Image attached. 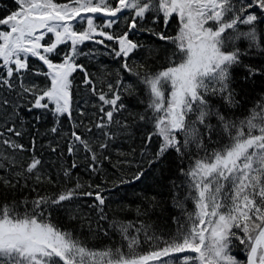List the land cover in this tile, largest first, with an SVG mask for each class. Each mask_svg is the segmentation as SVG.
Here are the masks:
<instances>
[{
	"label": "snow or ice",
	"instance_id": "6c2138e0",
	"mask_svg": "<svg viewBox=\"0 0 264 264\" xmlns=\"http://www.w3.org/2000/svg\"><path fill=\"white\" fill-rule=\"evenodd\" d=\"M14 2L16 10L0 18V191L27 187L32 179L38 184L54 182L44 172L42 157L36 154L35 137L28 148L15 139L24 135L22 109L30 113L50 111L57 124L61 117H67L73 125L66 141L68 156L83 151L89 161L86 167L93 173L99 170L100 154L109 147L108 141L117 133L130 134V126L116 114L125 109L119 89L131 95L133 86L117 79L115 89L108 83V92L97 91L92 74L77 63L83 54L80 46L86 41L110 47L114 57L123 61V71L144 86L146 111L151 115H140L139 119L151 123L154 129L146 143L153 136L160 138L159 149L149 164L160 161L170 150L184 157L195 147L197 156L186 171L181 169L187 183L184 199L192 201L194 210L186 211L184 201L173 197L174 206L185 216L183 223L174 218L178 224L175 234L165 238L149 234V226L143 222L136 227L131 222L113 221L109 227L119 233L127 251L124 245L89 248L50 218L54 209L68 207L70 218L76 219L69 206L82 196L94 199L89 206L96 210L99 221L107 220L106 198L98 190L101 186L88 184L87 188L96 190L84 191L86 186L77 178L74 185L54 196L0 203V264H264V98L239 121L214 110L208 100L218 95L228 107L239 103L231 87L232 69L237 66L246 69V79L264 75V69L243 64L242 59L253 53L264 56V28L258 29V25H264V0ZM97 14L105 17L102 25L94 21ZM122 18L128 21L127 30L105 31ZM172 19L178 22L174 36L165 31ZM148 21L155 27L142 26ZM85 22L82 30L76 27ZM161 23L163 28L159 27ZM134 31L149 32L174 45L166 68L151 72L135 61V67L128 62L131 54L143 47L130 38ZM237 42H246V47ZM60 45L69 50L57 63L51 57L61 55ZM30 58L40 61L47 71L33 70ZM77 70L83 73V84L100 102L98 118L90 124L81 121L77 125L73 119L72 76ZM29 74L45 76L50 83L40 87L28 81ZM99 79L103 83V77ZM80 114L86 115L83 111ZM192 115L195 119H190ZM213 116L229 140L209 151L202 137L211 138ZM81 127L83 132L77 131ZM50 132L57 134L59 129L53 126ZM25 152L30 155H20ZM60 167L62 182L69 184L79 165L73 160L70 167ZM142 176L138 171L133 179ZM97 229L104 231L99 223ZM104 234L108 235L107 231ZM235 241L243 246L246 261L233 255ZM145 242L149 249L142 252Z\"/></svg>",
	"mask_w": 264,
	"mask_h": 264
},
{
	"label": "trees",
	"instance_id": "16d2710c",
	"mask_svg": "<svg viewBox=\"0 0 264 264\" xmlns=\"http://www.w3.org/2000/svg\"><path fill=\"white\" fill-rule=\"evenodd\" d=\"M59 2H67V0H59ZM16 8L14 0H0V18L10 14ZM125 15L130 16V13H125ZM104 19L105 17L100 14L94 17L95 23L100 25L103 24ZM127 23L128 21L122 18L112 29H105V31L121 33L127 30ZM142 26L155 27L150 21L143 22ZM76 27L82 30L86 27V22L77 24ZM159 27L163 28L162 23ZM260 28H264V25H258V29ZM241 29L244 30L245 26H241ZM177 30L178 22L176 19H172L165 29L166 34L174 36ZM130 38L143 45L131 54L128 61L130 64L135 61V64L143 65L146 70L151 72L159 71L168 66L167 57L175 50L174 45L158 40L149 32L134 31L130 34ZM237 43L242 48L246 47V42ZM105 44L112 45V42L105 41ZM68 50V46L60 45L58 51L61 55H53L51 59L57 63L61 62L63 53ZM80 50L83 54L77 58V63L83 65L92 74L93 80L96 81L97 91L108 92V83H111L115 89L117 79L121 80L124 85L133 86L131 95L124 92L122 88L119 89L125 109L116 114L117 119L126 121L130 126V134L121 135L117 133L114 140L108 141L109 147L100 154L99 170L93 173L86 167L89 161L85 159L86 154L83 151H79L75 156H68L66 141L68 133L73 130V125L67 117H61L60 123L57 124L56 118L50 111L33 110L30 113L26 109H22L21 116L24 122L22 131L24 135L15 139H18L20 143L25 145V148H28L32 138L35 137L36 154L42 157L45 164L44 172L54 182L45 181L38 184L32 179L28 181L27 187L0 191V203H19L25 198L31 201L37 195L54 196L64 188L74 185L78 178L79 182L86 186L84 191L96 190L87 188L88 184L101 186L98 190L106 198L104 212L107 215V220L99 221L96 210L89 206L95 203L93 198L78 196L69 206L76 215V219L70 218L68 207L57 208L51 212L52 222L62 230L73 233L75 237L84 241L89 248L94 249L124 245L119 233L109 227L113 221L131 222L136 227H139L143 222L149 226V234L154 232L156 235L167 238L175 234L178 228L174 218H178L181 223L185 220L184 213L174 206L173 197L184 201L186 211L194 210L192 201L184 199L187 195V183L181 169L186 171L191 166L197 156V151L193 147L184 157H180L175 151L170 150L160 161L149 164L159 149L160 138L153 136L151 142L146 143L147 135L154 129L151 123L139 119L140 115H151L150 110L146 111L148 97L145 95L144 86L139 83L135 76L123 71L120 67L123 61L114 57L110 47L86 41L80 46ZM242 59L243 64L264 69V56L253 53L245 55ZM135 64H133L134 67ZM30 65L33 70L47 71V68L35 58H30ZM117 73L120 74L119 77ZM100 77H103V83H101ZM245 77H247V71L243 66L232 69L231 87L234 89L235 98L239 101L235 107H228L218 95L208 97L210 106L224 114L229 120L239 121L243 119L249 114V110L261 98H264V75H256L247 79ZM72 80L73 119L77 125L81 121L90 124L98 118L97 105L100 102L83 84L82 72L77 70L73 73ZM28 81L40 87L50 83L45 76L34 74L28 75ZM82 111L86 115L81 116ZM37 117H40L39 121H37ZM190 119H195V116H190ZM210 123L214 128L211 138L207 135L202 137L209 151L220 148L229 140L214 116ZM16 126L20 127L19 121L16 122ZM53 126L58 127L59 132L57 134L50 132ZM77 131L83 132V128H78ZM204 131L201 126V133ZM180 139L183 140V137L181 136ZM49 145L56 147L57 151L52 152ZM96 147L98 149V145ZM200 154L203 155V153ZM20 155L28 157L30 154L25 152ZM104 156H107L108 159L105 160ZM73 160L79 167L73 170V181L65 184L62 182L60 166L70 167ZM138 171L143 172V176L140 180H134L133 177ZM121 180L128 182L120 183ZM33 188L35 191L32 190ZM23 208L24 205L21 204L20 210L23 211ZM98 223L104 231H107L108 235L97 229ZM133 234H135L134 231ZM140 238L143 239V234ZM148 249L149 244L145 242L140 251L146 252ZM124 250L127 251L126 245H124ZM232 253L240 260L246 261L243 246L239 245L238 241H235Z\"/></svg>",
	"mask_w": 264,
	"mask_h": 264
}]
</instances>
